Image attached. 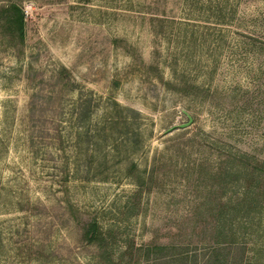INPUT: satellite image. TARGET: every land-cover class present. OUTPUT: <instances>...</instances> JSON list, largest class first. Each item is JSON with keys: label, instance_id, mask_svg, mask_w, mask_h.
Listing matches in <instances>:
<instances>
[{"label": "rangeland", "instance_id": "1", "mask_svg": "<svg viewBox=\"0 0 264 264\" xmlns=\"http://www.w3.org/2000/svg\"><path fill=\"white\" fill-rule=\"evenodd\" d=\"M0 264H264V0H0Z\"/></svg>", "mask_w": 264, "mask_h": 264}, {"label": "trees", "instance_id": "2", "mask_svg": "<svg viewBox=\"0 0 264 264\" xmlns=\"http://www.w3.org/2000/svg\"><path fill=\"white\" fill-rule=\"evenodd\" d=\"M4 11V9H1V12ZM5 12V11H4ZM6 12H10L8 13L9 16H6V14H4V17L8 18V20L10 21L11 24L15 25V31L16 33L22 37V20H23V11L20 9V7L16 4V3H11L10 6H8L6 8ZM66 74L67 71L65 70ZM131 167L135 168L136 167V163L132 162L131 163ZM102 231L101 229L98 227L96 221H91L88 223L85 231H84V236L87 240L89 241H96L98 242L100 240V238H102Z\"/></svg>", "mask_w": 264, "mask_h": 264}, {"label": "water", "instance_id": "3", "mask_svg": "<svg viewBox=\"0 0 264 264\" xmlns=\"http://www.w3.org/2000/svg\"><path fill=\"white\" fill-rule=\"evenodd\" d=\"M186 115L188 116V121L179 123L178 126L185 127V126L189 125L192 122V117L187 111H186Z\"/></svg>", "mask_w": 264, "mask_h": 264}]
</instances>
